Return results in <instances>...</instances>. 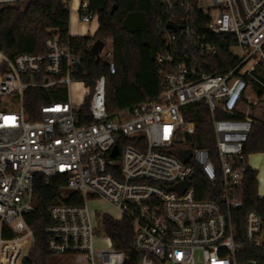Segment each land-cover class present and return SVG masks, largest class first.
<instances>
[{"label":"built area","instance_id":"built-area-1","mask_svg":"<svg viewBox=\"0 0 264 264\" xmlns=\"http://www.w3.org/2000/svg\"><path fill=\"white\" fill-rule=\"evenodd\" d=\"M28 0H0V7ZM71 0L67 7L71 11ZM78 18L98 16L88 1L74 0ZM164 50L157 63L164 89L152 101L110 118L107 77L101 75L89 100L92 122L81 123L70 94L82 57L59 36L44 53L14 57L0 50V100L15 96V110L0 109V264H26L35 243L26 216L35 211V175L68 178L82 205L58 203L45 228L52 256L87 264H123L126 255L94 223L90 199L108 202L114 220L134 229L139 264H264V213H244V182L252 168L244 152L255 120L242 114L256 104L247 90L264 88L255 75L264 50V0H161ZM169 22L178 30L167 27ZM204 27L237 58L222 73H209L218 46L197 32ZM234 47L241 54L233 52ZM105 48V46H104ZM100 52L110 74L113 52ZM95 57V56H94ZM65 85L67 98L41 105L33 121L25 107L29 87ZM89 92V90H88ZM204 101L214 131L211 147H191L196 123L188 107ZM221 112L226 117L217 118ZM124 140L135 144L120 146ZM186 143V145H182ZM118 147V155L112 152ZM191 150L183 161L178 153ZM175 186H177L175 188ZM105 243L99 247L96 241Z\"/></svg>","mask_w":264,"mask_h":264},{"label":"trees","instance_id":"trees-1","mask_svg":"<svg viewBox=\"0 0 264 264\" xmlns=\"http://www.w3.org/2000/svg\"><path fill=\"white\" fill-rule=\"evenodd\" d=\"M71 0H28L8 7H0V50L14 57L20 53H44L45 41L51 36H59L69 41L75 52L82 57L83 67L75 73L74 80L81 81L89 92L78 110L81 123L92 122L89 100L95 81L107 77L106 106L110 118L135 105L157 99L163 91L162 71L157 63L158 55L164 50L161 25L164 8L161 0H85L98 16L95 36L70 35L71 11L67 4ZM116 5V8L114 6ZM197 32L205 35L218 46V55L211 59L209 73H222L235 64L237 58L220 42L218 37L208 33L204 27ZM96 38L114 41L113 56L116 73L110 74L106 61L97 59L91 53ZM254 73L264 81V60L255 66ZM259 101H264V88H257ZM67 88L59 84L49 89L29 87L25 91V107L31 120L38 119L42 104L51 100H65ZM187 120L196 123V132L190 137L191 147H211L214 131L209 108L204 101L188 107ZM242 114L249 115L256 122L253 125L244 152L264 153V107L244 104ZM226 117L221 112L217 118ZM135 144L124 140L120 146ZM258 171L249 168L245 177L243 200L244 213L255 210L264 213V195L258 191ZM44 174L35 175L33 204L35 211L26 216L34 231L35 243L26 264H48L52 258L48 250V235L45 228L51 223L49 210L58 203L82 205L80 192L69 191L68 178L57 174L49 178ZM100 232L109 235L116 249L126 255L123 264H139L140 254L134 246V229L128 219L114 220L108 214L100 218ZM264 261V254L262 256Z\"/></svg>","mask_w":264,"mask_h":264},{"label":"rangeland","instance_id":"rangeland-1","mask_svg":"<svg viewBox=\"0 0 264 264\" xmlns=\"http://www.w3.org/2000/svg\"><path fill=\"white\" fill-rule=\"evenodd\" d=\"M98 27V19L94 18L90 22H82L78 18L77 8L75 7V1L71 2V19H70V30L72 33L86 36H94ZM97 39V38H96ZM114 50V41L112 38L105 40L104 52ZM233 52L237 55L241 54L239 48L234 47ZM264 52V50H263ZM101 59L106 61L102 56ZM248 95H250L251 100L255 101L258 99L257 91L253 88L247 90ZM71 100L75 108H80L85 100V96L88 94V88L81 81L74 80L70 85ZM15 96L9 98H2L0 100V109L15 110L18 107V103L15 100ZM258 106L264 107V101H258ZM186 145V143L182 144ZM249 165L258 169L259 173V194L264 195V153H254L250 154L248 157ZM89 207L93 216L94 223L98 222L100 224V218L105 213L115 214L112 206L102 200V199H90ZM100 231L97 235H100ZM105 245L103 241L97 240L96 246L99 247ZM48 264H87L85 260H78L76 257H63V256H52Z\"/></svg>","mask_w":264,"mask_h":264},{"label":"water","instance_id":"water-1","mask_svg":"<svg viewBox=\"0 0 264 264\" xmlns=\"http://www.w3.org/2000/svg\"><path fill=\"white\" fill-rule=\"evenodd\" d=\"M114 8H116V5L114 6ZM167 27L170 28V29H174V30H178L179 29V26L174 24L173 22H169L167 24ZM105 46V41L100 39V38H97L92 46H91V53L93 56H95L97 59H99V56H100V52L102 51V49L104 48ZM118 155V147L115 146L113 152H112V156H117ZM179 157L183 160V161H187L190 156H191V150H182V151H179L178 153ZM177 186H175L176 188Z\"/></svg>","mask_w":264,"mask_h":264},{"label":"crops","instance_id":"crops-1","mask_svg":"<svg viewBox=\"0 0 264 264\" xmlns=\"http://www.w3.org/2000/svg\"><path fill=\"white\" fill-rule=\"evenodd\" d=\"M97 28H98V27H97ZM95 33H96V32H95ZM70 35H71V36H76V35H79V34L72 33L71 30H70ZM94 36H95V35H94ZM262 58H263V60H264V52H263V56H262ZM255 101H257V103H258L259 99L255 100ZM257 103H256V104H257ZM252 168H253V169H256V170L258 171L257 168H255V167H253V166H252ZM257 178H258V187H259V180H260V178H259V173H258ZM259 195H261V194H259Z\"/></svg>","mask_w":264,"mask_h":264}]
</instances>
